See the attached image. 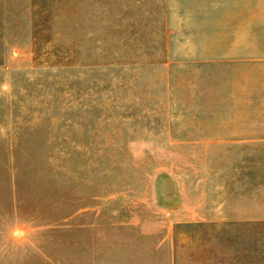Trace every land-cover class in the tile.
<instances>
[{"label": "rangeland", "instance_id": "374dc122", "mask_svg": "<svg viewBox=\"0 0 264 264\" xmlns=\"http://www.w3.org/2000/svg\"><path fill=\"white\" fill-rule=\"evenodd\" d=\"M260 139L264 0H0V264H264Z\"/></svg>", "mask_w": 264, "mask_h": 264}, {"label": "crops", "instance_id": "0c3cea01", "mask_svg": "<svg viewBox=\"0 0 264 264\" xmlns=\"http://www.w3.org/2000/svg\"><path fill=\"white\" fill-rule=\"evenodd\" d=\"M264 144V139L259 140ZM246 168V191L236 196L235 186L232 190L231 211L232 225L257 226L264 229V153H257L254 159L248 156ZM240 209V210H239ZM237 210V217L235 211ZM247 249L264 261V233L255 234L253 240L247 239Z\"/></svg>", "mask_w": 264, "mask_h": 264}]
</instances>
